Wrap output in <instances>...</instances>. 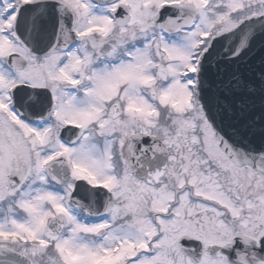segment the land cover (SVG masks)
<instances>
[{
  "label": "snow or ice",
  "instance_id": "obj_1",
  "mask_svg": "<svg viewBox=\"0 0 264 264\" xmlns=\"http://www.w3.org/2000/svg\"><path fill=\"white\" fill-rule=\"evenodd\" d=\"M0 264H264V0H0Z\"/></svg>",
  "mask_w": 264,
  "mask_h": 264
}]
</instances>
